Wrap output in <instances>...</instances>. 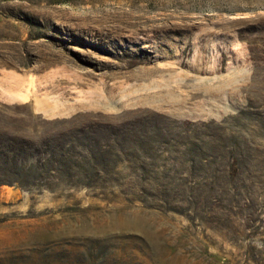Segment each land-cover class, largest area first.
I'll return each instance as SVG.
<instances>
[{
  "label": "rangeland",
  "instance_id": "obj_1",
  "mask_svg": "<svg viewBox=\"0 0 264 264\" xmlns=\"http://www.w3.org/2000/svg\"><path fill=\"white\" fill-rule=\"evenodd\" d=\"M0 264H264V0H0Z\"/></svg>",
  "mask_w": 264,
  "mask_h": 264
},
{
  "label": "trees",
  "instance_id": "obj_2",
  "mask_svg": "<svg viewBox=\"0 0 264 264\" xmlns=\"http://www.w3.org/2000/svg\"><path fill=\"white\" fill-rule=\"evenodd\" d=\"M3 168L5 169L4 166L0 167V170H2ZM14 178H15V177H10V176H7V175H2V176L0 177V183H1V182H12V181H16L17 178H16V179H14Z\"/></svg>",
  "mask_w": 264,
  "mask_h": 264
}]
</instances>
